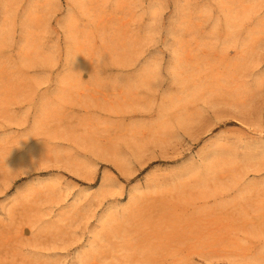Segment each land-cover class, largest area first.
Here are the masks:
<instances>
[{"label":"rangeland","instance_id":"rangeland-1","mask_svg":"<svg viewBox=\"0 0 264 264\" xmlns=\"http://www.w3.org/2000/svg\"><path fill=\"white\" fill-rule=\"evenodd\" d=\"M0 264H264V0H0Z\"/></svg>","mask_w":264,"mask_h":264}]
</instances>
